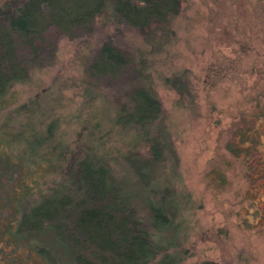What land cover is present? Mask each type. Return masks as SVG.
Here are the masks:
<instances>
[{"label": "rangeland", "instance_id": "374dc122", "mask_svg": "<svg viewBox=\"0 0 264 264\" xmlns=\"http://www.w3.org/2000/svg\"><path fill=\"white\" fill-rule=\"evenodd\" d=\"M10 2L0 0V11ZM97 20L94 33L81 40L50 29L45 39L57 44L52 64L30 67L0 98V153L10 161L0 170L7 169L11 189L37 201L62 181L65 164L47 167L46 147L64 158L81 148L79 159H103L149 220L145 203L159 194L139 183L128 159H148L144 132L165 129L163 143L176 161L165 149L149 176L171 190L178 207L181 232L166 235L169 251L183 248L181 264H264V0H184L166 40L144 41L127 28L116 35ZM107 35L119 40L132 65L92 83L86 60ZM175 73L189 84L184 99L165 85ZM136 85L158 103L159 121L140 127L118 120L123 105L130 111L128 103L136 113L129 91ZM26 137L44 146L38 158L14 162Z\"/></svg>", "mask_w": 264, "mask_h": 264}, {"label": "trees", "instance_id": "16d2710c", "mask_svg": "<svg viewBox=\"0 0 264 264\" xmlns=\"http://www.w3.org/2000/svg\"><path fill=\"white\" fill-rule=\"evenodd\" d=\"M184 0H12L0 11V98L12 82L26 79L29 68L50 66L54 61L56 42L45 39L50 29L71 40L91 36L97 19L114 32L127 28L137 32L142 40H166L172 34L171 20L181 13ZM100 45L93 60L89 57L88 75L99 83L100 75L116 74L131 64L130 55L114 41L113 35ZM92 63H91V60ZM87 66V65H86ZM28 69V70H27ZM140 75V74H139ZM165 85L184 99L189 84L183 73H175ZM95 88L97 85L95 84ZM134 87V86H133ZM130 89L133 103L119 110L118 120L131 121L136 126L157 122L160 107L150 91L142 85ZM126 102H130L128 94ZM129 109V108H128ZM123 123V122H120ZM52 125L47 128L46 144ZM167 130L154 134L144 132L142 140L149 158L134 157L128 164L142 184L152 194H159L155 203H145L149 220H142L123 184L112 176L110 167L101 158L79 159L83 149L75 148L69 158L60 149L46 147L47 167L62 164V181L53 184L37 201L28 193L15 190L7 183V169L0 170V264H181L183 248L169 251L172 238L168 233L181 232L175 222L177 205L169 189L152 182L153 165L171 149L163 141ZM22 148L14 162L38 158L44 146L37 139L22 138ZM3 145V142H0ZM18 145V144H17ZM20 146V145H19ZM55 148V146H54ZM2 151V150H1ZM173 161L176 155L171 149ZM27 158V159H26ZM45 159V158H44ZM176 161V160H175ZM10 165L5 152L0 153V165ZM112 174V175H111ZM164 187V188H163ZM162 188V189H160ZM21 192V191H20ZM8 215V217H7ZM171 247V246H170Z\"/></svg>", "mask_w": 264, "mask_h": 264}]
</instances>
